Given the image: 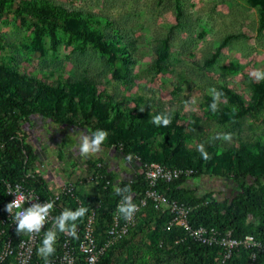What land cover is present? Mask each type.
Masks as SVG:
<instances>
[{"label":"rangeland","instance_id":"rangeland-1","mask_svg":"<svg viewBox=\"0 0 264 264\" xmlns=\"http://www.w3.org/2000/svg\"><path fill=\"white\" fill-rule=\"evenodd\" d=\"M5 1L0 86L70 119L34 115L24 124L37 155L31 173L51 187L70 178L81 195L93 193L87 163L98 158L117 184L134 181L145 160L197 165L205 175L188 185L221 199L233 194L238 170L264 171V80L251 76L264 71V0ZM213 88L222 94L216 111ZM159 114L169 126L153 123ZM98 130L108 133L101 151L82 156L81 133ZM225 134L230 142L217 138ZM189 241L160 210L145 209L100 264H264L246 249L229 261L221 251L186 256Z\"/></svg>","mask_w":264,"mask_h":264},{"label":"trees","instance_id":"trees-1","mask_svg":"<svg viewBox=\"0 0 264 264\" xmlns=\"http://www.w3.org/2000/svg\"><path fill=\"white\" fill-rule=\"evenodd\" d=\"M7 5V1L0 0V12L6 10ZM34 115L42 116L56 125L67 124L70 121L69 118L60 116L47 108L32 107L15 95L7 93L5 88L0 86V219L6 217L8 213L6 206L9 204L7 193L9 183H19L28 188H35L46 200L53 197L47 179L31 173V168L37 161V155L28 141L29 136L24 124L30 123ZM116 147L122 149L125 154L130 153L129 145L124 141L117 142ZM151 162L145 160L141 164ZM99 163L102 164L101 170L104 178L100 179L95 191L84 195L76 192V195L83 201V207L88 209L85 216L95 204H100L97 208L99 213L98 231L103 234L112 221L113 212L123 200L124 195H127L124 193L117 196L114 189L116 187L121 189L130 187L132 203H134L138 197L146 193L148 187L143 171L136 175L134 181L122 180L121 183L117 184L115 174L109 170L102 158L90 160L87 164L90 169H94ZM156 163L169 168H191L194 170V174L190 178H201L205 175L197 165L175 166L166 162ZM188 181L189 178L182 177L171 183L160 182L157 188L164 192L169 199L189 209L188 222L190 226L194 228L200 226L214 227L222 233L231 232L232 237L236 239L252 236L264 248V171L251 174L245 170H238L229 178V181L234 185L233 194L224 199L219 198L215 191L198 192L197 187L188 185ZM67 200L70 201L75 212L78 204L70 197H67ZM149 208L156 209L152 203L145 209ZM164 215L167 217L168 228L171 217L168 214ZM69 222L71 225L73 224V221L69 220ZM1 229L2 224L0 222ZM171 231L181 232L185 230L175 228ZM186 245L185 255H193L199 259H203L205 255L213 251H220L218 248L202 245L192 239ZM1 249L2 243L0 241V252ZM259 258L264 260V254H260Z\"/></svg>","mask_w":264,"mask_h":264},{"label":"built area","instance_id":"built-area-1","mask_svg":"<svg viewBox=\"0 0 264 264\" xmlns=\"http://www.w3.org/2000/svg\"><path fill=\"white\" fill-rule=\"evenodd\" d=\"M122 152V149H119ZM102 164L90 169V178L85 181V187L94 186L95 189L104 178L102 174ZM141 169L147 181L146 193L135 200L138 211L134 214L131 221H126L116 209L113 212L112 221L108 224L105 232L98 231L99 213L97 208L99 203L90 210L83 218L75 222V237L60 232L55 222L57 217L64 210L74 212V209L67 200L72 198L78 204L77 209L83 207V201L76 195L79 192L76 185L70 178L55 180V187L49 188L53 194L50 200L44 199L35 188H28L22 184H8L7 193L9 203L17 197L22 196L23 202L19 209L13 208L11 213L0 219L2 229L0 230V241L2 249L0 252V262L10 264H99L105 254L118 245L129 233L130 229L136 224L138 214L152 203L157 210L163 214H168L171 219L168 229H182L189 235L190 239L205 246L218 248L223 254V260L229 261L234 254L241 249L253 250L252 260L256 261L260 254H264V248L254 237L252 240L236 239L231 232L222 233L214 227H192L188 222L189 209L184 205H179L175 201L160 191L157 186L160 182L171 183L182 177L190 178L194 174L191 168L174 167L169 168L163 164L151 162L141 164ZM57 190H56V189ZM46 203H52L53 208L45 216V222L38 234H26L17 232V221L15 219L17 211H27L38 205L43 208ZM66 226L71 227V223L66 221ZM56 232L55 252L45 259L38 254V249L42 247L45 233L48 231ZM257 250V251H254Z\"/></svg>","mask_w":264,"mask_h":264},{"label":"clouds","instance_id":"clouds-1","mask_svg":"<svg viewBox=\"0 0 264 264\" xmlns=\"http://www.w3.org/2000/svg\"><path fill=\"white\" fill-rule=\"evenodd\" d=\"M257 81L264 80V71L255 70L251 73ZM210 92L213 94V103L210 105L212 111L217 110L218 102L221 97V93L217 92L215 88L210 89ZM153 123L157 126L167 127L171 123V118L166 114H159L153 117ZM108 133L103 130H98L93 133L91 136L81 133L80 135V146L79 152L82 156L95 155L101 151V145L105 142ZM218 139H223L225 141H231V134H225L218 136ZM198 151L201 153L202 158L207 161L211 157L205 151L204 145L201 144L198 146ZM128 160L131 161V157H128ZM117 196H121L124 193L123 200L117 206L118 212L123 216L126 221H131L134 214L138 211L137 205L132 203V195L130 194V187H125L123 189L116 187L114 189ZM23 197H17L12 203H9L6 206V211L11 213L13 208L19 209L23 202ZM53 208L52 203H46L43 208H40L38 205H34L33 208L25 211H17L15 219L17 221V232H24L26 234H38L45 222V216L41 213L48 214ZM87 208L80 207L75 212L64 210L59 217H57V222H55L57 229L60 232H66L73 237H75V224L73 223L71 227L66 226V221L75 222L77 219L85 216ZM248 240H252V237H247ZM56 242V232L48 231L45 233V237L42 241V247L38 249V254L43 256L45 259L51 256L55 252L54 244Z\"/></svg>","mask_w":264,"mask_h":264}]
</instances>
